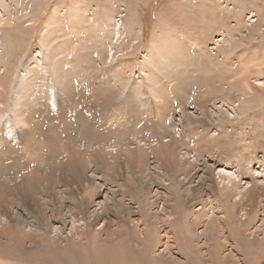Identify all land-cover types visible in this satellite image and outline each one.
<instances>
[{"label": "rangeland", "instance_id": "1", "mask_svg": "<svg viewBox=\"0 0 264 264\" xmlns=\"http://www.w3.org/2000/svg\"><path fill=\"white\" fill-rule=\"evenodd\" d=\"M108 7L113 10L111 21L106 18L110 16L105 11ZM54 8L60 10V18L55 28L49 26L53 30L48 38L51 39L53 47H57L59 69H62L65 59L78 53L79 48L76 46L81 44L79 42L85 44L83 54L88 59L87 65L91 63L93 66L84 72H74L71 77L73 81L86 82L82 93L86 99L88 98L87 103L95 102V98L98 97V95L92 96L91 91H95L101 97L104 96L103 91L114 92L106 86L103 90L105 87L102 88L100 83L104 80L116 85L115 89L117 86L118 89H122L126 81L131 80L128 78L130 75L141 80L142 78L138 77L141 75L139 67L147 57L143 56L148 52L147 47L151 42L157 47L168 35L181 37V45L184 43L182 41H187L186 45H189L192 53L196 49L195 44L200 43L198 46L203 50L195 56L196 66L188 67L185 76L189 79L195 75L198 88L201 84L202 86L206 84L205 87H201L203 95L211 87L210 84L214 83L210 80L212 74H216L217 71V74H222L226 69L231 73L237 65L240 66L238 71L243 70V75L232 79L227 77L221 83L226 81L231 87L237 82L241 83L243 80L241 78H244V83L251 84V89L247 90V95L241 101L239 93L230 90L222 92L221 97L226 98V109H231L232 102L238 101L235 102L238 104L235 113L237 119L231 122L219 113L204 118L207 122L205 124H209L207 132L212 131V135L207 137L212 141L209 140L207 144L202 145L196 140L201 138L200 135L193 136L192 125L189 119L185 120L187 116L183 113L184 109L196 113L192 118L200 121L198 125L202 124L199 133L207 134L203 129L205 124L197 102L189 99L196 87L188 91L189 85L185 90L175 91L172 97L179 100L175 101L176 107L173 106L172 109L174 114L182 113L184 119L181 124L178 123L182 136L181 138L177 136L181 140L178 146L181 152L178 164L181 168L185 166L184 169L187 170H182L186 173L181 170L171 172L165 163L164 167L167 169H163L158 177L152 174L148 177L139 174L136 169L137 164L130 165L128 161L133 153L138 154L135 137L152 139L155 133L151 130H147L144 134L133 131L131 149L121 152L120 161L118 164L114 163L115 174L111 167H99L101 171H106V180L99 181L100 185H93L90 189L93 201L98 203L103 198L101 185L105 183L104 196L109 204L100 209L105 219L98 224L87 217L85 222L83 215L79 213L82 210L81 206L75 205L78 198L67 191L74 181L70 182L71 177L68 178L69 182H64L65 180L60 178L63 181L58 179V189L61 190L60 202H63V209L62 207L59 209V205H49L47 198H44L43 213L47 215L49 221L43 223L42 229L38 232L31 231L33 226L29 223L30 214L23 213L19 209L18 212L24 214V221L20 222L18 219L16 227L11 226L12 228L7 223L2 225L3 227L0 225V255L10 257L19 264H25L27 261L31 264H264V0H33L32 2L0 0V11L3 12L2 15L0 14V42L3 40L8 43L4 45L8 49V52L5 51V56L3 55L4 58L1 56L0 48V65L6 68L0 70L1 92L4 84L10 85L7 73L14 64H19L17 70L20 71L21 56L26 58L36 54L41 42L46 45L45 41H40V34L45 30L43 25L48 13ZM29 11H32L30 16L36 19V26L29 28L30 36L23 39L18 30L29 23L27 17ZM71 18L73 20H70ZM74 19L79 22H75L77 20ZM106 19L108 22H105ZM103 23H107L104 24L106 30L101 32ZM120 25L124 34L118 38L115 30ZM90 27H96L97 31L92 34L91 39H88L90 36L87 30ZM139 30L143 31L142 37L134 41V32ZM125 33L128 35L123 40ZM17 37H21L19 45H17ZM27 43L30 47H26ZM45 48H48L47 45ZM15 49H18V52ZM224 55L228 57L227 60H221ZM197 56L199 58H196ZM203 64L210 66L211 74L203 75L200 70ZM174 65L180 70V65L177 63ZM228 75L230 76L229 73ZM164 77L165 84L171 89L173 82H167L169 74ZM11 84H14L13 81ZM144 87L146 90L151 89L148 85ZM36 88L45 89L40 86ZM57 88L56 90H60L59 87ZM118 89L116 90L119 91ZM219 97L214 96L213 101L219 102ZM200 98V101L205 100L204 96ZM83 102L85 103V100ZM179 104L183 105L182 110ZM218 116H221L220 119ZM215 130L219 133V137L213 138ZM84 131L81 127L74 128L72 137L78 145L82 144L81 151L86 152L84 149H87L90 143L84 140L87 133ZM189 131L193 133L188 135ZM189 140L192 142L190 143ZM188 144L191 145L190 149ZM42 145L41 148L44 147V144ZM31 146L33 147L32 144ZM159 149L148 150L147 163L150 162V169L159 160L158 158L162 159L163 153ZM11 153L6 158L2 156V164L5 158L4 164L11 165L12 172H20L21 168L17 167L19 166L17 158L20 157L16 152ZM21 156L24 157L25 153L23 152ZM195 158L197 164L191 161ZM205 159L208 160L207 163ZM193 167L195 170L192 169ZM223 168L232 171L239 168L242 173L241 184L238 180L234 184H227L230 189H237L234 193L232 191L231 195L225 194L222 184V188L220 186L215 189L216 191L211 189L210 171L217 178L219 170ZM256 169L261 174L256 173ZM40 170L44 171L45 167L41 166ZM7 171L3 168L0 175H5ZM148 171L150 173L152 170ZM174 173L180 174L179 182L174 181ZM151 175L152 179L149 178ZM1 176L0 179L3 177ZM112 179L113 183H111ZM115 181L120 183L119 187ZM107 192L115 194L107 195ZM42 193H45V190L40 194ZM41 200L43 201L39 198V202ZM110 200H113L114 204H110ZM99 206L97 204L92 209H99ZM12 207L17 209L16 203H13ZM74 216L77 217L75 220ZM46 224L48 225L45 226ZM213 225H216L215 229L212 228Z\"/></svg>", "mask_w": 264, "mask_h": 264}, {"label": "bare ground", "instance_id": "2", "mask_svg": "<svg viewBox=\"0 0 264 264\" xmlns=\"http://www.w3.org/2000/svg\"><path fill=\"white\" fill-rule=\"evenodd\" d=\"M32 1L33 0H30V2ZM105 11H107L108 14L110 15L109 18L108 17L106 18L109 21H111L113 19L112 8L108 7L106 8ZM2 13L3 12L0 11L1 15ZM59 13L60 10H56L55 8L48 13L47 18L43 25L44 26L43 29L45 30L44 32H42V34H40L41 37L40 41L42 40L45 41L48 48H45L46 45L44 46L43 42H41L39 47H37L38 50H36L37 51L36 54H31L26 58H24V56H21L22 63H20L21 66L20 71L17 70L19 69V64L17 63L14 64V66L7 73L9 77L10 85L4 84L2 86L3 91L2 92L0 91V171H2L3 168L4 171L8 170L7 173H5V175H2L3 177L0 175L2 177V179H0V203L2 204V206L0 207L1 226L6 225L5 223H7L9 227L11 226L16 227V224L19 221L20 222L24 221L23 213L26 212L27 214H30L29 216L31 217L29 221L30 225L33 226L31 228V231L38 232L40 229H42L41 225L49 221L47 215H44L43 213V208H45L44 198H47L48 200L47 202L49 205H59L60 208L59 207L58 208L61 209L63 202H60L62 194H61V190L58 189V181H59L58 179L63 178L65 180L64 182H69L68 180L69 177H71L70 182L71 183L72 181L74 182L72 183V186L69 187L68 190L67 189L66 190L70 192V195L71 194L76 195L75 198H78L79 201L78 200L75 201V205L79 207L81 206L82 210H80L79 213L83 215V220L85 221L87 217H89L91 220L95 221V223L99 224L100 221L105 219L103 218L104 213L100 212L101 211L100 209L102 208V206H107L109 204L108 200L104 196L105 193L104 191L106 190L104 186L105 183L101 185L103 187V188L101 187L103 189L101 192L103 196L101 197L103 198L98 203L93 201L94 198L92 199L93 195L90 189L93 185H97V184L100 185L101 183H99V181L100 182L104 181V179L106 178L105 177L106 171L105 172L101 171L99 167L100 168L101 167L103 168L104 166L111 167V169L113 170V174H115L114 163L118 164V161H120L121 152L129 151L131 149L130 148L131 137H134L132 135L133 131L134 132L139 131L140 133L144 134L147 132V130H151L152 132L155 133V137L154 138L151 137L152 139L135 137L136 144L138 147L137 148L138 154L137 152L136 154L133 153L129 157V159L128 158L127 159L130 165L133 163L137 164L136 169L139 172V174L143 176L146 175L147 177L150 176L149 174H152L158 177V174H161L163 169L166 170L168 168L169 171L171 172L172 171L180 172V170L181 171L185 170L184 169L185 166L181 168V166H179L178 164L180 160L179 156L181 155L180 149L178 150V146L181 143L180 138L182 137L180 136L181 130L179 129L180 125L178 123L181 124L184 119L182 113L174 114V110L172 109L175 101L179 100V98L177 100L172 97L175 91L178 92V91H182V89L185 90L189 87V85L190 87L188 88V91L189 89H194L196 87L194 90L195 92L190 96L189 99L197 102V107L201 110V112L199 111V113H201L203 118L202 120L205 124L207 122L204 121V118L212 116L211 114L214 115L217 113L222 114L224 117H227V119L231 122L232 120L237 119L235 113H236V105H238L236 103L238 101L237 102L235 101L236 103L233 101L231 104V109L229 108L226 109L225 108L226 98L223 99L221 97L222 92L224 90H230L232 92H235L236 94L239 93L240 94L239 100L241 101L244 99V96L247 95L248 92L247 90L251 89L250 87L251 84L249 85L248 83L247 84L244 83L245 82L244 78H241L243 79L241 83L237 82V84H233L231 85V87L228 84V82L226 83V81L221 83V81L227 79V77L229 79H232V77L243 75L242 73L243 70L242 72L238 71L240 66L237 65L234 69L231 70V73L226 69V71L224 70L222 74H217L218 71L216 74L215 73L212 74L210 80L214 81V83L210 84L211 87H209L207 93L203 95V91L201 90V87L203 86L205 87L206 84L203 86L201 84V86L199 85L200 87L198 88L196 85L197 79L195 78V75L191 76L189 79H187L185 76L188 67H190L191 65H193L194 67L196 66V64L194 63L197 60L195 59V56L199 52H202L203 50L200 46H198L200 43L198 45L195 44L196 49H194V52L192 53L191 49L189 48V45H186L187 41H182L184 43L183 45H181L180 43L181 37L168 35L166 36V38L164 37L165 38L164 41L163 42L161 41V44L157 45V47L154 46V42H151V44L147 47L148 52L143 55L144 57L145 56L147 57L139 67L141 75H139L138 77L142 78L141 80H138L137 77L134 78V75L133 77L132 75H130L128 78L133 80V82L131 83V80L126 81L125 86L122 89H118L117 86L116 89H118L119 91L115 89L116 85L110 83L108 80H104L103 82L100 83L102 88L106 86L109 89H113L114 92L106 93V91H103L104 96L101 97L99 96L98 93L96 94L95 91H91L90 93L92 94V96L98 95V97L97 98L94 97L96 100L95 102L87 103L88 98L86 99V96H84V93H82V89L84 88L83 85L86 84V82L84 80L73 81L71 79L74 72L77 71L84 72L87 71L89 68L93 67L91 66L92 65L91 63L89 64V66L87 65L88 59L83 54V49H85L84 47L85 44L79 42L81 44L76 46L77 48H79L78 53H76L73 56H70L68 59H65L63 63V67L60 70L58 67L60 60L59 58H57V54H58V51L56 50L57 47H53V45L51 44V39L48 38L49 33L53 30V28H50L49 26L55 28L57 26L56 23H59V18H60ZM27 15H29L27 16L29 18L28 20L29 23L24 25L18 30V32L20 31L19 34L23 36V39L28 35L30 36L29 28H35L36 26L35 25L36 19L30 16L32 15V11L27 12ZM70 20H73V18H71ZM108 20L105 22H108ZM75 22H79V21L77 20ZM104 24L106 25L107 23H103L101 32H104L106 30ZM135 28L136 27H134V29ZM96 31H97L96 27L88 28L87 33L90 36L88 37V39H91L92 34H94V32ZM125 32L127 33L126 29ZM129 32L131 35L133 34L131 33L132 32L131 28H129ZM115 33L117 34L118 38L124 34V32L121 31V25L116 28ZM126 33L122 38L123 40L128 35ZM134 33H135V37H133L134 41L140 40L143 31L139 30L138 32L135 31ZM20 42H21V37H17V45H19ZM0 43H2L3 45L0 46V48L2 49V50L0 49L2 52L1 56L3 57L5 51L8 52V49H6L4 45L5 44L7 45L8 43L4 42L3 40ZM28 46L29 44L26 47ZM15 51L18 52V49H15ZM198 56L196 58H199L202 55L199 57ZM227 58L228 57L224 55L221 58V60L223 59L227 60ZM175 63L181 66L180 70H178V68L175 67L174 65ZM205 64L200 66V70H202V72L204 73L203 75H207L209 73L211 74L212 71L210 66L208 67ZM197 66H199V64ZM2 68L5 67L0 65V70ZM120 72L121 70L118 71V73ZM122 72H124V70ZM228 73L230 74V76L228 75ZM167 74H169L168 77L169 80L167 82L169 83L173 82L172 83L173 86L171 87V89L167 87V85L165 84L166 82L165 79L163 80V78H165L164 76ZM122 79L124 81V77H122ZM205 79L208 78L205 77ZM11 81H13L14 84H11ZM190 83H192V85ZM145 85L150 86L151 89L146 90L144 87ZM36 86L45 87V89L38 90ZM57 87H59L60 90H56L58 89ZM106 87L103 88V90H105ZM44 91L45 93H43ZM6 96L8 98H6ZM200 96H204L205 100L200 101L201 99ZM214 96L215 97L220 96L219 97L220 101L219 102L213 101ZM99 99H101V101H99ZM84 100L85 103L83 102ZM179 105H181L180 108L182 110L183 105L182 104ZM90 112L92 113L90 114ZM183 113L186 114L187 116L185 117L187 118L185 120L187 121L189 119V122L192 125V131L194 132L193 136L200 135L201 137L200 139H196L198 140L197 143H201V145L203 143L207 144V141L209 142L210 140L209 139L210 137L208 138L207 135L210 136V134L212 133L211 130L207 132V129L209 128L208 127L209 124L204 125L206 128L204 127L203 129L205 132H207V134L206 135L204 134L205 135L204 136L200 134L201 133L200 129L202 128L201 127L202 124L198 125L200 121L197 118H192L195 117L196 113L190 110L186 111L185 109ZM78 127L84 128V130L87 131V133L85 134L86 139L84 140L90 143V145L89 147H87V149H84L86 152L81 151L82 144L78 145V142L74 139V137H72L74 128H78ZM157 130L160 131V133ZM183 130H185V128H183ZM192 133H190L189 131L188 135H191ZM177 136L178 137L180 136V138H178ZM217 136L219 137V133L217 132V130H215L213 132V138ZM34 142H36L35 146H34ZM189 142L191 143L192 141L189 140ZM31 144L33 145V147L31 146ZM42 144H44V147L41 148L40 145ZM188 145H189L188 148L190 149L191 145L190 144ZM196 146L198 147L197 144ZM154 148H160L163 154L161 153L162 156L160 154L162 159L157 157L161 161L157 160L155 164L152 165V169H150L151 167V165H149L150 162L147 163L149 156L148 150L150 149L153 150ZM189 149H187V151ZM10 152L12 153L16 152L17 155L20 157L17 158L20 167L15 164L19 169L21 168L20 172L19 171L12 172L10 170L12 168L11 165H9L8 163H7L8 165L4 164V159L8 154H10ZM23 152L25 153L24 156L25 159L23 156H21ZM87 154L89 156H85ZM2 156L5 157L3 159V164H2ZM91 156L94 158H92ZM189 156H191V154ZM258 159H256L257 162ZM191 161L195 162L196 158ZM207 161L208 160H206V163ZM213 161L215 162V160ZM160 162H162L163 164L161 165ZM165 163L168 166L167 168L164 167ZM41 166L45 167L44 171L40 170ZM209 166L210 165H208V167ZM192 169L195 170L194 167ZM148 170H152V171H150L149 173ZM190 171L191 169H189V172ZM210 172H211L210 178L212 179L210 180L212 190L219 188L221 184L224 187L223 191H225L226 195L228 194L231 195L230 193L232 191H233L232 193H234L235 190H237V189L235 190L230 189L228 185L230 183L231 184L236 183L237 180L240 183V176L242 173L240 172L239 168L233 171L224 168L220 169L218 174L219 176L217 178L215 177V174L213 175L212 171ZM255 172L261 174L260 171L258 172V169H256ZM171 174L172 173H170V175ZM152 175L149 178L152 179ZM174 179H175L174 181L179 182V180H181L180 174L179 175L175 174ZM60 180L63 181L62 179ZM134 180L136 181V179ZM113 182L114 181L112 179L111 183ZM115 182L117 183V181ZM171 183L173 182L171 181ZM116 185L119 187L120 183H117ZM152 185L154 184L152 183ZM44 190L45 193L40 194ZM106 194L108 195L111 193L107 192ZM114 194L115 193L112 192L111 195ZM117 194L118 191L116 192V195ZM38 197L42 198L43 201L41 200L39 202ZM12 202L16 203L17 209H14L12 207L13 205ZM109 202L111 204L113 203V200H110ZM97 204L98 206L100 205L99 206L100 208L92 209ZM19 209H21L23 213L18 212ZM203 214L204 213L202 212L201 215ZM76 218L74 216V220ZM47 225L48 224H46L45 226ZM20 226L22 225H19V227ZM212 228L215 229L216 225L215 226L213 225ZM29 238H31V236H29ZM0 264H19V263L15 262V260L10 257H5L0 255ZM25 264H31V262L27 261Z\"/></svg>", "mask_w": 264, "mask_h": 264}]
</instances>
